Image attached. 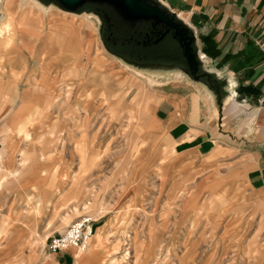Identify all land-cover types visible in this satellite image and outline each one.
Masks as SVG:
<instances>
[{
  "label": "rangeland",
  "instance_id": "rangeland-1",
  "mask_svg": "<svg viewBox=\"0 0 264 264\" xmlns=\"http://www.w3.org/2000/svg\"><path fill=\"white\" fill-rule=\"evenodd\" d=\"M40 1L53 9L45 10L34 0H19L21 11L44 18L37 41L23 39L25 47L15 43L20 57L27 59L26 68L8 62L6 72L0 73V83L12 86L0 100V171L7 175L0 190V264H264V206L240 199L238 190L195 191L196 182L208 173L194 172L189 178L168 174L170 154L159 153L149 138V121L141 105L118 106L106 99L95 101L91 95L88 100L89 93L78 89L75 72L66 73L64 66L58 70L61 63L51 48L48 22L74 25L77 17L54 10L67 12L53 0ZM110 7L87 2L77 13L86 23L80 34L88 60L98 55L105 66L103 54L119 63L108 46L123 58L129 54L173 60L175 52L181 53L165 26L155 20L125 22ZM44 65L48 73H41ZM57 72L64 73L57 77ZM45 80L55 84L58 93L50 98L57 105L34 122L32 141L18 140L16 149L8 133L16 132L29 114L27 109L18 112L19 105L27 98L40 103L39 96L25 93L33 92L35 85L42 89ZM92 104L94 108L84 111ZM12 153H16L15 168L7 166ZM61 161H70L69 174ZM35 166H45L37 172L45 170L46 175L30 178ZM64 176L62 184L68 188L56 189ZM186 193L193 196L189 207L184 203ZM29 194H41L37 215L31 213V206L24 210ZM82 217L112 223L105 247L90 254L92 233L85 250H72L73 260L56 258L47 249L48 242Z\"/></svg>",
  "mask_w": 264,
  "mask_h": 264
},
{
  "label": "crops",
  "instance_id": "crops-1",
  "mask_svg": "<svg viewBox=\"0 0 264 264\" xmlns=\"http://www.w3.org/2000/svg\"><path fill=\"white\" fill-rule=\"evenodd\" d=\"M9 1L14 2L11 9L6 7ZM4 2L0 23L11 19L14 27L10 34L0 39V73L6 72L8 62L26 68L27 59L21 58L15 48L17 45L25 47L23 39L37 41V30L44 28V18L39 13L21 11L18 0H6L3 9ZM153 2L187 30L198 60L197 80L190 76L180 52H175L173 60H149L124 54V62L119 63H113L101 54L105 66L98 55L88 60L80 34L86 23L84 18L74 13H67L76 15L74 20L77 23L74 25L54 20L48 22L51 48L57 51V61L61 63L58 70L64 66L66 73L75 72L79 91L89 93L87 99L91 95L95 101L106 99L118 106L132 107L133 102L138 105L136 107L141 105L149 121V138L156 142L159 153L164 150L163 155L170 154L168 174L180 173L189 178L194 172L208 173L196 182L195 191L205 193L207 190L224 189V193L238 190L240 199L264 206V0ZM18 25L23 30H19ZM38 59L42 62L43 54ZM41 71L48 73L50 70L44 65ZM57 73L54 74L62 77L64 72ZM41 83V91L35 85L33 92L25 93L32 98L39 96L40 103L31 101V98L21 101L18 112L27 109L28 117L19 124L21 126L16 132L8 133L7 138L14 140L16 149L18 140L32 141L34 122L57 105L50 98L58 93L55 84L47 80ZM11 87L0 83V100ZM23 91L21 88L18 93L21 95ZM92 108L93 104L88 105L84 111ZM27 120L30 121L29 126ZM24 127L27 128L23 130ZM2 141L1 138L0 154ZM15 155L11 154L8 167H16ZM69 156L75 157V153ZM1 160L0 155V168H3ZM56 161L54 159V163ZM60 163L65 165L69 174L70 161ZM47 165L50 167L51 163ZM41 168L45 166L32 168L30 178H35L37 173L44 177L47 171L37 172ZM65 181L64 176L56 189L60 190ZM65 186L68 188V184ZM40 196H25L24 210L31 206V213L39 214L43 203ZM192 199L193 196L186 193L185 205L191 206ZM23 214L26 215V211ZM100 218L93 219L95 234L89 243L90 254L105 247V235L112 231L108 229L112 223L103 225L106 220L97 222ZM71 252L54 256H67L73 260ZM69 264H74V261Z\"/></svg>",
  "mask_w": 264,
  "mask_h": 264
},
{
  "label": "water",
  "instance_id": "water-1",
  "mask_svg": "<svg viewBox=\"0 0 264 264\" xmlns=\"http://www.w3.org/2000/svg\"><path fill=\"white\" fill-rule=\"evenodd\" d=\"M67 12L77 14L85 3L106 4L113 10L119 12L125 22L138 23L141 20H155L165 26L172 39L177 42L181 51V58L186 62L190 76L195 80L198 71V60L193 49V41L188 36L187 30L169 15L160 6L154 4L153 0H53ZM151 1L152 3H150ZM123 61V60H122ZM124 62V61H123Z\"/></svg>",
  "mask_w": 264,
  "mask_h": 264
},
{
  "label": "built area",
  "instance_id": "built-area-1",
  "mask_svg": "<svg viewBox=\"0 0 264 264\" xmlns=\"http://www.w3.org/2000/svg\"><path fill=\"white\" fill-rule=\"evenodd\" d=\"M94 220L90 217H82L63 233L50 239L47 249L52 255L64 253L69 250H85L86 240L92 236Z\"/></svg>",
  "mask_w": 264,
  "mask_h": 264
},
{
  "label": "bare ground",
  "instance_id": "bare-ground-1",
  "mask_svg": "<svg viewBox=\"0 0 264 264\" xmlns=\"http://www.w3.org/2000/svg\"><path fill=\"white\" fill-rule=\"evenodd\" d=\"M41 8L45 9V10H48V9H53V8H48V6H46L44 3H42L40 0H34ZM18 3H19V0H18ZM14 5V2H7L6 4V7L8 9H10L12 6ZM20 6V5H19ZM54 10H57L61 13H64V14H67V12H64V11H61L60 9H54ZM8 12H10V10H8ZM76 16V15H74ZM13 20H9L7 22H3L1 21L0 23V37H3L4 35H8L11 33L12 29H13ZM108 49L109 51V54L114 57L115 59H118L120 61H124V58L122 56H120L117 52H115L114 50L111 49L110 46H108ZM89 99V98H88ZM21 133V132H20ZM19 133V134H20ZM18 134V135H19ZM7 181V175L4 171H0V188L2 187V185ZM89 240V238L86 240V247H87V241ZM78 258V257H77Z\"/></svg>",
  "mask_w": 264,
  "mask_h": 264
}]
</instances>
